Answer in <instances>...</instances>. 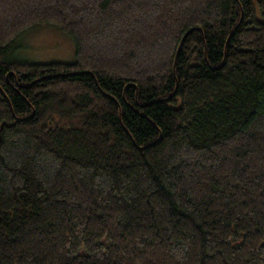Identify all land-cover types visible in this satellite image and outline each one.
<instances>
[{
	"label": "trees",
	"instance_id": "trees-1",
	"mask_svg": "<svg viewBox=\"0 0 264 264\" xmlns=\"http://www.w3.org/2000/svg\"><path fill=\"white\" fill-rule=\"evenodd\" d=\"M0 264H264V0H0Z\"/></svg>",
	"mask_w": 264,
	"mask_h": 264
},
{
	"label": "rangeland",
	"instance_id": "rangeland-1",
	"mask_svg": "<svg viewBox=\"0 0 264 264\" xmlns=\"http://www.w3.org/2000/svg\"><path fill=\"white\" fill-rule=\"evenodd\" d=\"M18 54L32 61H72L75 47L69 37L53 26H40L26 32L20 40ZM167 49L170 46H166Z\"/></svg>",
	"mask_w": 264,
	"mask_h": 264
}]
</instances>
